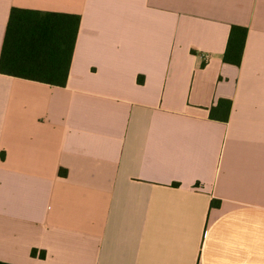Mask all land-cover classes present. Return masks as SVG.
<instances>
[{
    "label": "crops",
    "instance_id": "crops-1",
    "mask_svg": "<svg viewBox=\"0 0 264 264\" xmlns=\"http://www.w3.org/2000/svg\"><path fill=\"white\" fill-rule=\"evenodd\" d=\"M12 8L79 25L64 87L0 74V262L264 264V0H0V54Z\"/></svg>",
    "mask_w": 264,
    "mask_h": 264
},
{
    "label": "trees",
    "instance_id": "trees-1",
    "mask_svg": "<svg viewBox=\"0 0 264 264\" xmlns=\"http://www.w3.org/2000/svg\"><path fill=\"white\" fill-rule=\"evenodd\" d=\"M78 25L77 15L12 8L0 54V74L64 87ZM246 33L245 27L231 26L224 63L240 65ZM230 108L231 102L221 99L211 109V117L226 121Z\"/></svg>",
    "mask_w": 264,
    "mask_h": 264
}]
</instances>
